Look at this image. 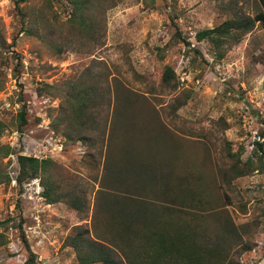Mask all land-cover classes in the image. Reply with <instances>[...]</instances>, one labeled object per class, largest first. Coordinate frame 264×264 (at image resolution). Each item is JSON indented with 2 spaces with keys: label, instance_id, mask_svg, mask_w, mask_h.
I'll use <instances>...</instances> for the list:
<instances>
[{
  "label": "rangeland",
  "instance_id": "374dc122",
  "mask_svg": "<svg viewBox=\"0 0 264 264\" xmlns=\"http://www.w3.org/2000/svg\"><path fill=\"white\" fill-rule=\"evenodd\" d=\"M113 2L85 16L88 24L94 22L93 30L73 24L72 6L57 0L18 6L0 0V122L5 125L0 148L9 145L14 156L3 158L0 151V166L11 178L0 184V264H26L25 238L38 264H79L67 237L81 226L96 238L98 198L107 190L102 186L113 147V157H121L113 130L120 111L116 92L123 86L142 101L124 113L138 114L139 128L153 136V141L141 138L140 149L158 160L172 158L185 183L190 176L198 186L201 178L207 188L205 202L193 209L206 208L210 216L200 222L199 239L231 248L230 256L241 264H264V169L258 167L264 153V20L256 19L264 16V0ZM241 18L256 21L229 48L218 52L208 40H196L200 30ZM82 74L99 86L102 105L90 125L71 128L61 120L70 108L64 94ZM24 105L28 124L19 131ZM128 125V135L136 136L137 126ZM17 130L20 137L12 139ZM51 133L67 141L62 151L49 154L52 172L57 180L73 179L85 188L84 215L65 203H49L42 192V198L34 197L32 186L25 187L31 179L17 181V156L42 157L40 143ZM238 160L252 167L228 182L220 169ZM216 211L221 213L213 215ZM221 214L232 219L237 239L223 228ZM114 252L119 264H130L120 250Z\"/></svg>",
  "mask_w": 264,
  "mask_h": 264
},
{
  "label": "trees",
  "instance_id": "16d2710c",
  "mask_svg": "<svg viewBox=\"0 0 264 264\" xmlns=\"http://www.w3.org/2000/svg\"><path fill=\"white\" fill-rule=\"evenodd\" d=\"M23 1L27 0H14L16 6ZM57 2L72 6L73 24L75 22L77 27H86L85 29L91 25L94 30L96 29L94 22L88 24L85 16L90 11L95 13L97 9L104 7L106 2L111 3L113 0H57ZM256 19L264 20V16L259 15ZM255 21L252 18L228 19L218 26L198 31L196 40L199 42L208 40L215 50L220 52L223 48L240 42L244 34L253 28ZM2 40L0 34V45L4 43ZM167 69L171 72V68ZM91 78L82 74L66 86L64 95L70 102V108L61 114V120L64 118L71 128L78 126L85 128L90 125L89 123L94 121L93 114L102 105L101 90ZM165 78L168 85L170 76L167 74ZM122 88L124 91L116 92L120 111L113 130L114 138L116 136L119 138L116 143L121 157L117 159L113 157V147L105 171L103 181L105 185L103 183L102 186L107 190H101L98 198L101 203L94 223L98 240L91 236L89 229L81 226H76L74 232L67 237L68 245L76 251L79 264H119L114 256L116 250H120L130 264H241L239 260L230 256L231 248L218 244L212 246L199 239L200 222L210 217L206 213V208L201 213L199 210H193L206 200L204 194L207 188L203 189V180L199 179V187L191 184L190 176L186 177L188 182L185 183L177 173L172 158L164 157L166 160H158L150 157L151 151L140 149L138 144L141 138L146 137L148 140L150 135L144 132L145 129L139 128V122L136 121L138 114H131L133 118L125 114L124 110L133 102H137L139 107L142 101H139V95L134 99L133 92H129L127 87ZM129 121L139 129L136 136L128 135ZM27 124V109L24 105L18 114L17 128L23 131ZM4 130L5 125L0 122V135ZM150 139L153 141L152 135ZM130 140H135L137 146L135 147ZM64 144L66 148L67 141H64ZM256 144L258 148L263 149V142L257 141ZM148 148L152 150L153 144ZM0 151L3 158L7 157L11 154V147L1 146ZM52 160V157L38 158L19 154L17 181L22 185L26 178L31 180L39 178L43 188L42 196L49 203H65L77 210L80 215H84L88 209L85 188L73 179L68 181L64 177L57 180L52 172ZM251 167L250 161L241 165L238 160L229 168H221L220 171L230 182L232 179L247 175ZM258 167L264 169V153L258 157ZM10 181L9 174L0 166V184ZM204 207L202 206V209ZM220 213L221 211H216L213 215ZM226 214L225 216L221 214L224 216L223 228L227 230L228 235L237 239V228ZM24 241L28 249L26 264H38L36 253L29 248L30 244L26 238ZM234 243L238 244V241Z\"/></svg>",
  "mask_w": 264,
  "mask_h": 264
},
{
  "label": "built area",
  "instance_id": "2783aa9c",
  "mask_svg": "<svg viewBox=\"0 0 264 264\" xmlns=\"http://www.w3.org/2000/svg\"><path fill=\"white\" fill-rule=\"evenodd\" d=\"M11 133H12L11 134L12 139L15 135H16L15 137H17V138L20 137V135L18 134L19 133L18 130L13 131ZM64 141H65V139L62 136L51 133L49 135V137L44 142L40 143L41 151H39L40 153L39 152L38 153L39 154L44 153V154H42V157H40V155H37V154H31V155L38 157V158L50 157L49 154H52V153L57 152V151H62L64 149ZM9 143H11V142L9 141ZM10 157L14 158L13 154H11L9 156V158ZM12 180L14 182L16 181V179H14V178ZM27 186H32L33 190H31L30 193L32 195H34V197L42 198V197H40V193L42 192L43 188H42L40 180L38 178L31 180L28 184L25 185V187H27Z\"/></svg>",
  "mask_w": 264,
  "mask_h": 264
}]
</instances>
